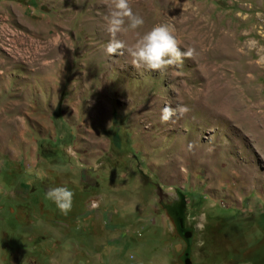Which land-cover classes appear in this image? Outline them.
Segmentation results:
<instances>
[{
	"label": "rangeland",
	"instance_id": "rangeland-1",
	"mask_svg": "<svg viewBox=\"0 0 264 264\" xmlns=\"http://www.w3.org/2000/svg\"><path fill=\"white\" fill-rule=\"evenodd\" d=\"M130 5L122 39L167 23L194 57L108 55L104 0H0V264H264V0Z\"/></svg>",
	"mask_w": 264,
	"mask_h": 264
},
{
	"label": "clouds",
	"instance_id": "clouds-1",
	"mask_svg": "<svg viewBox=\"0 0 264 264\" xmlns=\"http://www.w3.org/2000/svg\"><path fill=\"white\" fill-rule=\"evenodd\" d=\"M107 6V14L104 17L106 31L109 40L105 45L108 55H124L131 57L133 67L144 68L149 71L166 73L170 67L182 64L184 59H192L195 55L193 47L182 50L179 40L175 35L174 28L167 23H158L143 32H137L136 39L129 44L121 38L128 30L141 29L144 18L135 13L130 5V0H104ZM189 108L178 103L175 108L165 105L161 109V122H168L174 116L183 117L189 112ZM66 151L69 155L75 156V150L69 146ZM94 163V162H93ZM46 199L52 201L63 213L71 211L74 192L67 186L52 187L45 193ZM93 207L98 203L93 202ZM191 219V218H190ZM204 215L200 217L197 228L203 229Z\"/></svg>",
	"mask_w": 264,
	"mask_h": 264
}]
</instances>
